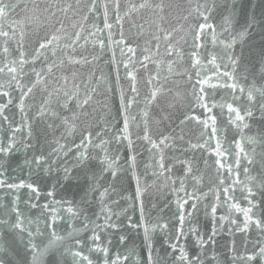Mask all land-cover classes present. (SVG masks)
Returning a JSON list of instances; mask_svg holds the SVG:
<instances>
[{
	"label": "snow or ice",
	"instance_id": "6c2138e0",
	"mask_svg": "<svg viewBox=\"0 0 264 264\" xmlns=\"http://www.w3.org/2000/svg\"><path fill=\"white\" fill-rule=\"evenodd\" d=\"M169 8L167 0H0V132L6 133L0 139V189L12 197L5 202L0 196V264H264V0H196L195 8L190 6L181 16L192 21L183 35L179 20L165 26ZM213 13L221 16L219 26L212 22ZM126 25L129 34L134 31L136 39L143 40L142 46L128 39ZM209 36L214 51L205 57L200 50ZM108 53L114 87L111 71L100 77L91 71ZM170 80L182 82L184 91L167 87ZM97 82L107 85L109 99L118 101V107L111 121L104 120L93 132L80 125L88 122V110L100 92L99 85L93 87ZM141 83L147 89L143 94ZM218 90H223L219 100ZM177 105L185 109L178 127L192 122L199 131L185 151L205 154L206 168L216 157L214 187L207 192L200 187L204 176L197 175L189 161H178L184 164L183 176L171 175L173 166L165 163L164 152L175 137L161 134L157 139L150 132V109ZM105 107L111 112L107 103ZM35 122L45 123L53 135L63 129L47 152L36 151ZM77 129L79 143L70 144L67 137ZM233 130L235 136L228 142L226 133ZM138 141L148 146L146 169L171 180L177 206V224L172 226L163 218L149 222L142 204L139 221L127 218L128 227L142 230L146 256L129 249L122 223L116 222L119 213L105 203L108 189L101 190L106 176L117 177V153L126 143L128 166L137 180L136 198L141 197L133 154ZM70 153L71 168L66 163ZM17 155L23 159L13 167ZM93 161L98 168L91 167ZM24 169L30 177L34 172L62 171L57 183L62 180L65 186L80 180L73 173L82 169L79 199H55L53 185L46 194L50 202L33 203L41 190L34 182L17 180L15 173ZM21 189L28 190L24 203L42 207L47 217L33 220L25 214ZM210 194L212 202L205 203ZM97 201L100 211L89 215ZM201 205L212 221L211 230L204 233L193 224ZM218 208L227 209V214L218 217ZM225 220L229 240L221 257L215 251L216 237ZM157 233L163 237L159 248Z\"/></svg>",
	"mask_w": 264,
	"mask_h": 264
},
{
	"label": "water",
	"instance_id": "95a60500",
	"mask_svg": "<svg viewBox=\"0 0 264 264\" xmlns=\"http://www.w3.org/2000/svg\"><path fill=\"white\" fill-rule=\"evenodd\" d=\"M259 2V0H257ZM167 3L170 5L168 9V16L167 22L165 26H168V23L172 25H176L177 21L184 26L183 31L180 35L185 34L188 31V28L191 25V19L189 21H184L181 19L182 15L187 14L186 10L191 6L195 8L196 0H167ZM212 22L219 26L221 24V16L219 13H213L212 15ZM236 29L238 30L240 25H235ZM125 34L130 41H136L141 46L143 45V40H137L135 37V33L129 34L127 30V25L125 26ZM91 39V38H90ZM189 37V41H190ZM208 43L205 48H202L201 54L205 57L209 55V53L214 51V46L211 43V37H207ZM181 45L187 50L188 45H185L183 41H181ZM237 51L239 52V47H237ZM117 59H119V52L116 53ZM111 61V54H102L100 59L95 63V65L91 68V71L95 73L97 77H100L102 74L107 76L108 73L112 72V86H115V72L114 68L110 63ZM87 76V70L85 72ZM143 76L144 74L141 73ZM121 76H123V71L121 70ZM176 81H179V77L175 78ZM100 87V92L94 96V104L93 107L89 108V118L86 124H81L80 127H89L90 130L95 132L98 130L99 127H103V121L109 120L111 121V116L114 114L116 107H118V101L113 103V100L109 99L111 97V93L107 92V85L102 82H97L93 84V87L98 86ZM141 93L147 91L144 87V84L141 83ZM167 87L172 88L173 90L179 89V91L183 92L185 89V85L181 83H174L173 81H169ZM223 90H218V94L216 95V99L219 100L220 93ZM39 101V97H37V102ZM105 103H107L111 107V112L108 108L105 107ZM93 108L95 110H93ZM185 109L181 108L177 105L176 109H169L167 106L164 107L163 110L159 107H152L149 111L148 117V125L151 134L154 138H159L161 134L168 135L170 137H175L173 146L165 149L164 156H165V163L170 164L173 166V171L171 175L173 177L183 176L184 164L179 163L178 161H189L192 164L194 172L197 175H203L204 180L203 184L200 185L201 189L205 192L208 191L209 187H214L213 181L216 178V166L212 163L216 159V157H212L209 161L210 167L206 168L204 160L206 155L203 154L201 151L187 150L188 142H195L196 138L199 136L198 126H195L192 122H189L187 125L183 126L181 129L178 127L179 119L182 118L183 112ZM67 115H71V113H66ZM167 117V118H166ZM19 120V116L16 117ZM83 120V117L81 118ZM57 124L60 122L57 121ZM143 125H141L142 127ZM61 131L63 129H58L55 135L52 134L51 130L47 128V125L43 122H35L33 124V142L37 144L36 151L39 152L41 148L47 152L50 150V145L53 140L59 137ZM5 132H0V139L5 137ZM110 135V133H107ZM135 135V130H134ZM183 136V140L179 139L180 136ZM235 136V132L230 131L226 133L227 141L230 142L233 137ZM238 138V137H237ZM80 135L79 129H77L76 134L72 136H68L67 140L71 144L73 141L79 143ZM112 149H115V145L109 146ZM147 145L143 141H138L135 144L134 155L136 156V169L135 175L139 178L140 187L142 189V195L139 199L136 198L137 193V180L133 176L132 169L128 166V156L129 150L125 143V146L119 149L117 153L120 156L118 161L119 170L117 172V177L113 179L110 175L106 176L102 181L101 185L103 190L104 188L108 189V193L105 196V203L113 209L114 212L119 213V220L117 223H122L121 232L128 236V247L129 249L135 248L137 256H146L143 252L142 248V240H143V232L142 230L137 231L128 227V217L131 216L134 222L140 220L141 216V204L143 207V213L145 218L151 222L155 223L157 219L163 218L164 220L170 221V226L177 224V221L173 217V213L176 212V195L172 191V182L171 180L165 181L163 176H156L153 175L151 168L146 169V164L150 160V153L147 150ZM93 152H99V149H92ZM103 155L102 153H100ZM22 156L17 155L13 158L12 166L15 167L17 161L22 162ZM66 163L68 167H73V155L70 153L69 156L66 158ZM93 169L98 168V164L93 161L91 164ZM240 179H244L243 175V166H241L240 170ZM17 180L24 179L29 182H34L41 190V195L39 200H33V203H37L39 205H43L45 202H50L52 197H48L46 194L49 190L53 188L55 185V199H79L81 187L83 185V170L82 169H75L73 175H79L81 177L80 180H73L70 184L65 186L64 181H60L57 183V179L59 176L63 175V172H55L53 171L51 174H45L43 172H34L31 177L29 176L27 169L23 171L18 170L16 173ZM192 181L189 179L187 181V187L189 191H192ZM178 187V185H177ZM27 189L20 190V207L25 212L27 216L36 220L40 218L43 220L44 217L48 216V212H42V207L31 208L24 203V200L28 199ZM98 195V194H97ZM182 196L183 193H180ZM239 202L243 205L246 202L243 200V197L239 191L235 193ZM0 196H2L7 202L12 197L8 194L7 189H0ZM211 194L208 200L205 203H210ZM99 212L100 206L99 201L92 205V208L89 212ZM234 212V210H233ZM227 209L218 208L217 216L226 215ZM95 219V217H92ZM79 223V222H77ZM100 223H103L101 220ZM219 223V221H218ZM193 224L204 233L206 231L211 230L212 221L210 216H206L204 212L203 205L199 208L198 212H196L193 216ZM43 223L40 224V227H43ZM62 227H67V224H63ZM229 227L228 220L224 221V229L216 237L218 243L216 245V254L218 256L223 255L224 243L225 241L229 240V236L227 235V228ZM120 232H117L113 239L115 240L118 238ZM86 235V234H85ZM156 246L157 248L163 243V237L160 236L159 233L155 235ZM191 242V238H189ZM123 250V249H122ZM190 251H195V249H190ZM211 254V250H210ZM71 258H69L70 260ZM135 259V257H133Z\"/></svg>",
	"mask_w": 264,
	"mask_h": 264
}]
</instances>
